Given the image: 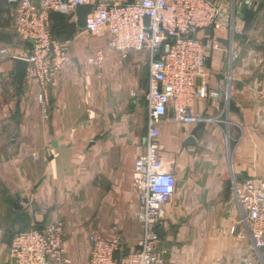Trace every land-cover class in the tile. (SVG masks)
Instances as JSON below:
<instances>
[{"label": "crops", "instance_id": "1", "mask_svg": "<svg viewBox=\"0 0 264 264\" xmlns=\"http://www.w3.org/2000/svg\"><path fill=\"white\" fill-rule=\"evenodd\" d=\"M122 1L52 13L51 33L70 61L44 103L31 79L18 87L14 60L0 55V264H16V234L50 222L64 224L66 255L79 263L90 258L93 235L117 239L122 253L139 245L132 183L148 132L149 53L124 58L106 49L91 63L109 36L85 31L98 4ZM16 5L0 0V49L25 58L31 49L15 30ZM222 20L207 64L209 95L192 108L197 121L169 115L160 125L159 157L177 179L159 227L164 264H221L250 253L264 264L232 190L234 181L264 177V0L226 2Z\"/></svg>", "mask_w": 264, "mask_h": 264}, {"label": "built area", "instance_id": "2", "mask_svg": "<svg viewBox=\"0 0 264 264\" xmlns=\"http://www.w3.org/2000/svg\"><path fill=\"white\" fill-rule=\"evenodd\" d=\"M17 5L11 18L19 37L30 45L26 77L37 84L38 100L44 103L56 75L70 61L69 48L51 33L52 12L70 14L90 0H11ZM231 0H126L100 3L89 15L85 31H106L109 38L91 63L102 61L106 49L124 58L132 52L149 53L146 94L148 132L144 150L135 161L133 190L138 198L135 218L143 225L138 248L115 258L117 239L91 237L87 262L66 255L64 224L50 222L14 236L10 256L16 264H164L159 252L165 206L176 193L177 179L159 157L162 120L173 115L178 122L193 124V105L209 95L207 64L218 48L217 32L224 26V4ZM212 28L213 36L199 38L198 32ZM2 60L13 58L8 48L0 50ZM12 56V57H11ZM237 57V55H234ZM203 80L202 84H198ZM135 95V93L133 94ZM234 196L242 210V222L253 240V251L264 249V177L234 181ZM244 236V234H240ZM247 257V258H246ZM239 261L221 264H256L252 253Z\"/></svg>", "mask_w": 264, "mask_h": 264}, {"label": "water", "instance_id": "3", "mask_svg": "<svg viewBox=\"0 0 264 264\" xmlns=\"http://www.w3.org/2000/svg\"><path fill=\"white\" fill-rule=\"evenodd\" d=\"M12 59L14 60L16 66V71H15L16 82L18 84V87L21 89L23 87L26 78L28 60L26 58L16 57V56L13 57ZM16 207L18 208L17 204Z\"/></svg>", "mask_w": 264, "mask_h": 264}, {"label": "rangeland", "instance_id": "4", "mask_svg": "<svg viewBox=\"0 0 264 264\" xmlns=\"http://www.w3.org/2000/svg\"><path fill=\"white\" fill-rule=\"evenodd\" d=\"M0 50H1V49H0ZM235 230H236V227H235V226L232 227V230H231L232 233H235V232H236ZM249 234H250V233H249ZM253 247H254V244H253ZM137 248H138V247H137ZM137 248H136V249H137ZM261 250H263V249H261ZM261 250H260V251H261ZM252 252H254V251H252ZM124 255H125V254L122 253V252H120V249H119V251H117V252L115 253V258L119 259V258H121V257L124 256ZM252 255H253V253H252ZM246 256H248V254H247ZM246 256H244V257H242V258H245ZM242 258H241V259H242ZM246 258H247V257H246ZM88 260H89V259H88ZM88 260H87V261H88ZM15 263H16V261H15Z\"/></svg>", "mask_w": 264, "mask_h": 264}, {"label": "trees", "instance_id": "5", "mask_svg": "<svg viewBox=\"0 0 264 264\" xmlns=\"http://www.w3.org/2000/svg\"><path fill=\"white\" fill-rule=\"evenodd\" d=\"M82 6H84V5H82ZM52 13H59V12H52ZM52 13H51V15H52ZM62 14V13H61ZM51 17V16H50Z\"/></svg>", "mask_w": 264, "mask_h": 264}]
</instances>
